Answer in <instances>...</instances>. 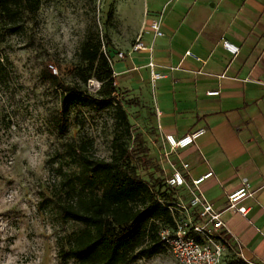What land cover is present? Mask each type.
<instances>
[{
	"label": "rangeland",
	"instance_id": "obj_1",
	"mask_svg": "<svg viewBox=\"0 0 264 264\" xmlns=\"http://www.w3.org/2000/svg\"><path fill=\"white\" fill-rule=\"evenodd\" d=\"M139 7L138 0H42L25 30L7 36L1 45L8 72L0 85V264H74L59 259L58 242L82 226L62 220L54 202L58 193L67 194L69 180H75L78 189L83 185L79 164L67 155V142L90 143V156L110 161L115 138L134 149L139 143L135 137L141 134L147 158L154 167L164 168L166 178L170 174L165 151L149 124L151 109L137 108V99L117 84L120 91L114 98L128 103L130 134L125 133L115 101L97 94L101 84L96 80L71 109L67 133L60 134L54 124L61 90L47 79L49 70L72 85L83 45L97 38L114 64L121 46L136 41L129 38L139 23ZM127 9L130 22L124 17ZM140 174L145 179L157 176L153 168H141ZM180 194L189 199L185 190ZM172 210L183 215L177 205ZM225 262L247 264L229 248ZM134 264L179 262L165 248Z\"/></svg>",
	"mask_w": 264,
	"mask_h": 264
},
{
	"label": "crops",
	"instance_id": "obj_2",
	"mask_svg": "<svg viewBox=\"0 0 264 264\" xmlns=\"http://www.w3.org/2000/svg\"><path fill=\"white\" fill-rule=\"evenodd\" d=\"M138 1L129 39L142 36L153 52L129 54L131 43L121 46L117 52L126 57L113 64L116 84L137 108L151 109L149 124L162 147L165 135L180 139L205 129L172 160L190 184L213 173L197 191L222 213L238 256L264 264V0ZM159 16L164 36L155 39L147 27ZM151 61L164 78L153 79ZM245 183L254 194L239 204L248 209L243 216L229 209L228 197Z\"/></svg>",
	"mask_w": 264,
	"mask_h": 264
},
{
	"label": "trees",
	"instance_id": "obj_3",
	"mask_svg": "<svg viewBox=\"0 0 264 264\" xmlns=\"http://www.w3.org/2000/svg\"><path fill=\"white\" fill-rule=\"evenodd\" d=\"M41 3L42 0H0V85L8 72L1 45L7 36L25 30ZM77 74V80L70 86L63 84L50 70L47 74V79L61 90V108L54 116L58 132L67 133L71 109L83 101V92L90 81L96 80L101 84L97 94L115 101L125 133L130 134L132 126L125 108L128 103L114 98L120 90L111 56L103 50L100 39L89 40L83 45ZM135 140L139 143L132 149L121 138H115L110 161L90 156V143L67 142V155L79 164L78 177L83 185L78 189L75 180H69L67 194L58 193L54 202L62 220L82 228L59 240L58 255L62 262L134 264L168 248L160 233L175 227L172 207L182 198L180 191L183 189L167 185L164 168L154 167L147 158L141 134ZM141 168L147 171L153 168L157 176L148 174L145 179L140 174ZM226 239L228 248L236 250L230 238L226 236Z\"/></svg>",
	"mask_w": 264,
	"mask_h": 264
},
{
	"label": "built area",
	"instance_id": "obj_4",
	"mask_svg": "<svg viewBox=\"0 0 264 264\" xmlns=\"http://www.w3.org/2000/svg\"><path fill=\"white\" fill-rule=\"evenodd\" d=\"M147 30V32L153 34L155 39L163 37L162 17L152 19ZM224 48L234 55L239 53V49L229 42H224ZM137 52L152 54L153 46L146 45L142 36H139L131 46L129 54ZM187 55L192 54L189 52ZM117 57L122 60L126 57V53L119 52ZM148 67L152 70L154 80L164 78L163 75L155 72L156 65L154 62L151 61ZM217 94L218 92L210 93V95ZM204 133L205 129H200L180 139L173 135H165L163 138V150L165 151L163 155L171 171L166 178V183L170 188L187 190L190 196L187 201L180 198L177 203L183 215L179 216L172 210L175 216V227L163 229L160 233L162 241L171 250L179 264H226L225 256L228 242L225 235L228 231L225 222L221 218L222 213L218 212L197 191L206 179L212 177L213 173H209L190 184L187 177L172 160V156L178 150L192 146ZM182 167L187 170L188 164H183ZM253 194L250 184L245 183L228 197L229 209L243 216L247 215L248 209L239 207V204L243 200L252 197Z\"/></svg>",
	"mask_w": 264,
	"mask_h": 264
}]
</instances>
